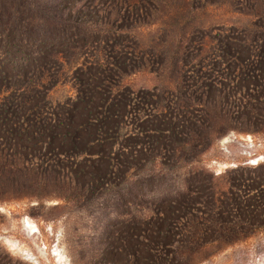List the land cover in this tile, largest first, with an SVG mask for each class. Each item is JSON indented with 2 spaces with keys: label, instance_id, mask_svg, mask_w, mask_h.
Here are the masks:
<instances>
[{
  "label": "rangeland",
  "instance_id": "374dc122",
  "mask_svg": "<svg viewBox=\"0 0 264 264\" xmlns=\"http://www.w3.org/2000/svg\"><path fill=\"white\" fill-rule=\"evenodd\" d=\"M263 85L264 0H0V264H264Z\"/></svg>",
  "mask_w": 264,
  "mask_h": 264
},
{
  "label": "trees",
  "instance_id": "16d2710c",
  "mask_svg": "<svg viewBox=\"0 0 264 264\" xmlns=\"http://www.w3.org/2000/svg\"><path fill=\"white\" fill-rule=\"evenodd\" d=\"M252 58L254 59V62L255 60L258 59L257 55L256 56L252 55ZM249 104L253 105V102L250 101ZM261 105H264V102L263 104L261 103ZM7 107L9 108L10 113L13 111V110H10L12 108H15V111H21V109L19 110L18 108L12 107L10 105H8ZM253 107L256 108L255 105ZM57 121H59V118L56 117V112L49 115L47 111H44V107L39 106L38 108L37 107L34 108L33 113H31V115H29L28 117H25V118L22 117L21 120L16 119V121L13 122L11 127L14 129L15 127H18L20 124L22 126H25V124H30L29 125L30 128H33L34 130L33 135L35 134L37 135V133L40 135H44L51 131V129L54 127ZM98 125H99L98 130H100L101 124H98ZM28 133L29 135H31L32 131L31 132L29 131ZM11 141H12L11 139H5V138L0 139V185L3 184L4 181L8 179L9 177L8 175L15 174L16 168H18L17 173H20V174L24 171H28V166L26 165H29L27 163L30 161V159L27 158V156L20 154L19 152L18 153L16 152L15 154L11 150V147H13V143L12 144L10 143ZM188 141L189 140L184 141L183 139H181L179 140V144L185 147L187 146ZM39 159L41 160V157ZM53 163H54L53 158L49 157L47 158V160H44L43 165H46V167L49 169L50 167L53 166L52 165Z\"/></svg>",
  "mask_w": 264,
  "mask_h": 264
}]
</instances>
